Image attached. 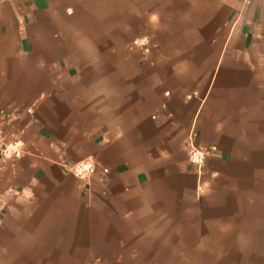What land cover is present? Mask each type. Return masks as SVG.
Listing matches in <instances>:
<instances>
[{
    "label": "crops",
    "instance_id": "crops-1",
    "mask_svg": "<svg viewBox=\"0 0 264 264\" xmlns=\"http://www.w3.org/2000/svg\"><path fill=\"white\" fill-rule=\"evenodd\" d=\"M0 126V264H264V0H0Z\"/></svg>",
    "mask_w": 264,
    "mask_h": 264
},
{
    "label": "built area",
    "instance_id": "built-area-1",
    "mask_svg": "<svg viewBox=\"0 0 264 264\" xmlns=\"http://www.w3.org/2000/svg\"><path fill=\"white\" fill-rule=\"evenodd\" d=\"M147 44L148 42L146 39H136L134 41V45L142 46L145 50H148ZM216 150V147H201L194 143L191 144L189 148L190 161L198 173L203 172L207 157ZM25 153L26 147L23 141L19 139L9 141L4 129L0 126V159L20 158ZM65 166L70 173L84 180L91 179L98 172L99 168H101L104 173L109 172V169L101 166L94 157H89L72 164H65Z\"/></svg>",
    "mask_w": 264,
    "mask_h": 264
}]
</instances>
